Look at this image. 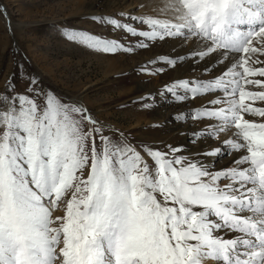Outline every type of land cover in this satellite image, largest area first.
Returning <instances> with one entry per match:
<instances>
[{
  "label": "snow or ice",
  "instance_id": "1",
  "mask_svg": "<svg viewBox=\"0 0 264 264\" xmlns=\"http://www.w3.org/2000/svg\"><path fill=\"white\" fill-rule=\"evenodd\" d=\"M157 10L128 17L150 31L94 20L149 40L191 39L196 59L220 58L211 80L167 91L179 101L212 97L190 116L208 122L197 136L241 153L235 166L213 172L178 147L114 143L87 108L35 81L24 93L9 83L0 94V264H264V122L244 115L264 118L254 106L264 90L246 87L264 89L252 79L264 78V0H161ZM71 38L123 50L82 32Z\"/></svg>",
  "mask_w": 264,
  "mask_h": 264
},
{
  "label": "rangeland",
  "instance_id": "2",
  "mask_svg": "<svg viewBox=\"0 0 264 264\" xmlns=\"http://www.w3.org/2000/svg\"><path fill=\"white\" fill-rule=\"evenodd\" d=\"M160 3L161 0H0V94L9 83L16 92L24 93L35 81L37 89L87 108L114 143L126 137L142 152L146 148L178 147L185 158L200 159L213 172L234 167L231 164L241 153L227 149L222 139L197 136L208 122L190 116L212 97L188 95L179 101L167 91L177 82V74H187V67L193 66L191 61L209 65L214 59L207 71L198 72L197 64L193 72L187 70L195 77L186 80H211L225 67L220 58L213 55L199 61L195 53L200 45H194L191 39L149 40L94 20L107 17L137 32L150 31L128 17H156ZM73 32L116 41L123 50L115 54L93 50L82 40L72 39ZM167 61H175V65ZM246 87L264 90L254 85ZM179 91L183 94L184 90ZM254 106L264 107V102L256 101ZM244 115L249 121L264 122L259 116ZM175 127L179 128L177 138L168 134ZM223 135L226 134L222 138ZM216 148L222 150L217 157L205 155ZM145 158L148 159L146 155ZM63 215V205L53 211L54 217Z\"/></svg>",
  "mask_w": 264,
  "mask_h": 264
},
{
  "label": "bare ground",
  "instance_id": "3",
  "mask_svg": "<svg viewBox=\"0 0 264 264\" xmlns=\"http://www.w3.org/2000/svg\"><path fill=\"white\" fill-rule=\"evenodd\" d=\"M194 45H196V46H198V44H194ZM184 52V51H183ZM185 53V52H184ZM211 58H214V56L213 57H211ZM199 60V59H198ZM200 61V60H199ZM217 61V60H216ZM192 63H193V66L190 68V67H187V69H186V72H187V74H182V73H180V74H177V76L175 77V79L177 78V81H183V80H186V79H188V78H191V79H193L194 77H193V75H191L190 73H188V71L190 70V71H194L193 69L194 68H196L195 66H196V64L197 63H195V61H191ZM210 62H211V64H209V65H212L213 64V62H215V60L214 59H210ZM204 61H202L200 64H197V67L199 68L198 69V72L199 71H205V68H209L208 66L209 65H206L207 63H204ZM188 70V71H187ZM196 70V69H195ZM173 80V79H172ZM157 86V85H156ZM136 123V122H135ZM148 123H149V121H148ZM145 124H147V123H145ZM135 125V124H134ZM177 128V131L175 130ZM193 130V129H192ZM189 131H191V129L189 130ZM194 131V130H193ZM172 134L175 138H177V135H179V128L178 127H175L173 130H171L168 134ZM170 137V136H169ZM174 141V140H173ZM201 148V147H200ZM201 157V156H200ZM204 159V158H203ZM237 159V157L235 158V160ZM191 160H192V158H191ZM235 160H233V162L235 161ZM198 161H200V162H202L200 159H198ZM232 162V164L231 165H233V166H235L234 165V163ZM225 168V167H224ZM228 235V234H227Z\"/></svg>",
  "mask_w": 264,
  "mask_h": 264
}]
</instances>
